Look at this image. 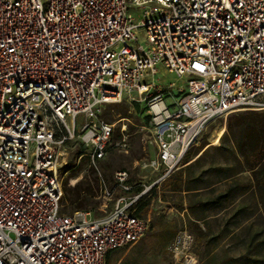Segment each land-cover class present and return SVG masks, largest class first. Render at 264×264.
<instances>
[{
  "label": "built area",
  "instance_id": "2783aa9c",
  "mask_svg": "<svg viewBox=\"0 0 264 264\" xmlns=\"http://www.w3.org/2000/svg\"><path fill=\"white\" fill-rule=\"evenodd\" d=\"M158 66L185 78L176 95L149 82ZM132 94L150 116L157 177L99 175L96 200L112 209L61 213V148L77 138L95 166L113 132L100 108ZM244 110L264 111V0H0V264H106L143 243L164 180L208 125ZM193 243L184 227L168 252L197 264Z\"/></svg>",
  "mask_w": 264,
  "mask_h": 264
},
{
  "label": "rangeland",
  "instance_id": "374dc122",
  "mask_svg": "<svg viewBox=\"0 0 264 264\" xmlns=\"http://www.w3.org/2000/svg\"><path fill=\"white\" fill-rule=\"evenodd\" d=\"M137 12V11H136ZM138 13H136L137 15ZM139 41L145 47V40L142 33H138ZM150 83L161 87H167L173 84V94H177L178 88L185 85V78H178L175 74L167 72L161 66H158V72L148 78ZM136 95L125 96L116 106L104 105L100 108L97 115L98 120H103L113 125V132L110 141V147L105 157L95 166L90 161V147L81 144L77 138L67 141L61 148L59 156V178L63 191V181L68 180V186L73 187L81 179L90 182L95 196L99 194V175H101L107 184H111V177L116 170L125 169L129 173V179L132 183L150 184L159 172L151 171L146 167V163L154 155L152 147L150 127L148 126V112L144 101H137ZM167 101L172 102V97L168 96ZM80 124L84 122L83 116H79ZM226 118H220L212 122L195 144L190 149L191 157L188 162L195 161L204 149H208L201 156L195 173L203 177V181L198 183L199 192H181L180 194H171L167 191L165 194L168 201H151L149 215L151 219H156L161 213L166 220L175 222L178 227L188 225L191 217L185 215V211H178L172 206L177 199L185 202H195L200 199H207L217 193L225 190L229 182L218 183L219 179L227 177V173H217L211 165H226L231 168L236 181H246L253 185V177L250 172L244 171V165L240 152L234 150H220L217 146L220 143V137L225 130ZM123 142L125 148L116 147L115 143ZM207 143L201 151L197 148ZM229 143H226L228 145ZM81 145V146H80ZM84 153L77 154L82 149ZM77 172V173H76ZM230 172V171H229ZM76 173V174H75ZM212 186L210 189L209 187ZM158 198V197H157ZM97 201V200H96ZM114 199L95 205L91 208L94 217H102L113 207ZM243 206L241 210L239 207ZM67 208V207H66ZM63 205L60 211L67 214L68 209L64 210ZM206 226L212 233H218L219 230L227 225L229 229L241 237L249 238L256 231H261L259 238L264 237V196L261 197L255 188L249 189L244 194L236 191L227 201L221 205H214L207 208ZM204 226V223L201 222ZM153 235V234H152ZM152 235L143 243L126 249L123 252L116 251L109 254L106 258V264H126L130 257L135 258L136 264H179L175 262L167 251H159L152 243ZM246 243V242H245ZM207 250H202L200 244L195 243L192 252L195 255L197 264H225L227 257H238L245 252V244L239 239L230 240L224 238L215 245L211 242ZM260 255L264 257V244L259 246ZM261 256V257H262Z\"/></svg>",
  "mask_w": 264,
  "mask_h": 264
},
{
  "label": "trees",
  "instance_id": "16d2710c",
  "mask_svg": "<svg viewBox=\"0 0 264 264\" xmlns=\"http://www.w3.org/2000/svg\"><path fill=\"white\" fill-rule=\"evenodd\" d=\"M108 105L113 107L116 106L117 103ZM147 118L148 126H150V116L147 115ZM225 125V130L220 137V143L217 148L220 150H234V148H236L240 152L244 171L250 172L252 175L253 185L246 181H236L234 174L231 173L232 169L226 165H211L213 170L220 171L217 173H227V177L218 180V183L225 181L229 182L225 190L207 199H200L193 203L177 199L173 202L172 206L178 211H185V215L191 217L188 221V225L178 227L175 222L166 220L165 217L159 213L152 235V243L157 250L168 252V246L176 233L185 227L194 237L193 245L195 243L200 244L201 249L204 251L208 249L207 247L211 242L215 241V245L217 246V244L226 237H229L230 240L239 239L244 243L245 252L236 258L227 257L224 261L225 264H264V257L260 255L261 251L258 249L259 246L264 244V237L261 239L259 238L261 231H256L247 239L235 233L234 230L229 229L227 225L223 226L218 233L214 234L205 224L207 223L205 215L207 208L214 205H221L223 201H227L233 196L236 191L244 194L253 187L258 191L261 197L264 196V111L244 110L231 113L226 117ZM226 143L229 144L226 145ZM206 144L207 143L201 144L197 148V151L203 150ZM190 149L184 155L181 166L161 184L158 195L159 200H169L165 194L161 193L163 191H167L171 194H180L182 191L188 193L199 192V187L197 185L199 182L203 181V177L200 175L201 173H195V166L197 167L201 156H203L208 149H204L195 161L188 163L191 157V153L189 152ZM83 153V147L82 149L79 148L77 154L81 155ZM112 182L113 175L111 177V184ZM129 182H131L130 179ZM209 188L211 189L212 186ZM95 194L96 190L93 189L90 182L86 179L79 180L73 187H69L68 180L64 179L60 204L63 205V208H65L64 210L68 209L67 214H71L78 210L91 211V208L98 204ZM146 207L147 202H144L137 212H144ZM242 208L243 206H240L239 210ZM201 222L204 223V226L201 225ZM126 264H136L135 258L130 257Z\"/></svg>",
  "mask_w": 264,
  "mask_h": 264
},
{
  "label": "crops",
  "instance_id": "0c3cea01",
  "mask_svg": "<svg viewBox=\"0 0 264 264\" xmlns=\"http://www.w3.org/2000/svg\"><path fill=\"white\" fill-rule=\"evenodd\" d=\"M188 163H190V162H188Z\"/></svg>",
  "mask_w": 264,
  "mask_h": 264
}]
</instances>
